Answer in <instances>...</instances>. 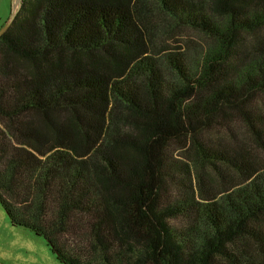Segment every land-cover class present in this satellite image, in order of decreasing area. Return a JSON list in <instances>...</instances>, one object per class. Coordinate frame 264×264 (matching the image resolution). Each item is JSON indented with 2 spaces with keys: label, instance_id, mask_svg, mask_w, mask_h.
Masks as SVG:
<instances>
[{
  "label": "trees",
  "instance_id": "1",
  "mask_svg": "<svg viewBox=\"0 0 264 264\" xmlns=\"http://www.w3.org/2000/svg\"><path fill=\"white\" fill-rule=\"evenodd\" d=\"M153 12L208 43L152 51ZM261 98L264 0H22L0 205L63 264H264Z\"/></svg>",
  "mask_w": 264,
  "mask_h": 264
},
{
  "label": "rangeland",
  "instance_id": "2",
  "mask_svg": "<svg viewBox=\"0 0 264 264\" xmlns=\"http://www.w3.org/2000/svg\"><path fill=\"white\" fill-rule=\"evenodd\" d=\"M17 0H0V29L9 20ZM152 7V6H150ZM150 7L148 8L149 10ZM20 9V8H19ZM19 11V10H18ZM147 29L150 35L152 51L167 50L169 52L204 47L208 43L200 33L188 28L173 27L164 16L153 12L147 18ZM250 42V41H249ZM260 102L264 104V98ZM236 137L243 143L248 157L258 165H264V155L253 143L245 138L241 126L236 128ZM222 136H225L222 132ZM230 175V174H229ZM232 175H230L231 177ZM216 186L217 181H215ZM72 242V239H69ZM0 263L1 264H63L52 253L48 242L28 229L12 225L7 214L0 205Z\"/></svg>",
  "mask_w": 264,
  "mask_h": 264
},
{
  "label": "water",
  "instance_id": "3",
  "mask_svg": "<svg viewBox=\"0 0 264 264\" xmlns=\"http://www.w3.org/2000/svg\"><path fill=\"white\" fill-rule=\"evenodd\" d=\"M22 0H17L16 5L14 6V11L12 12L9 20L3 25V27L0 29V37L10 28L11 24L13 23L17 12L21 6ZM1 264V263H0Z\"/></svg>",
  "mask_w": 264,
  "mask_h": 264
}]
</instances>
